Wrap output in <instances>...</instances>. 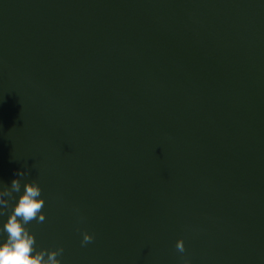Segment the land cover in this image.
<instances>
[{
	"label": "water",
	"instance_id": "obj_1",
	"mask_svg": "<svg viewBox=\"0 0 264 264\" xmlns=\"http://www.w3.org/2000/svg\"><path fill=\"white\" fill-rule=\"evenodd\" d=\"M19 171L62 264H264V0H0Z\"/></svg>",
	"mask_w": 264,
	"mask_h": 264
},
{
	"label": "clouds",
	"instance_id": "obj_2",
	"mask_svg": "<svg viewBox=\"0 0 264 264\" xmlns=\"http://www.w3.org/2000/svg\"><path fill=\"white\" fill-rule=\"evenodd\" d=\"M27 174L24 171L17 173L9 186L0 187V217L7 216V221L0 227V238L6 234V239L0 242V264H62L61 257L64 248L57 247L54 250H37L36 236L27 227L32 221L42 223L46 220L43 208L46 198L42 197V188L36 181L24 183L22 179ZM18 203L13 205L16 195L21 193ZM94 235L83 233L82 246L93 242ZM180 253L186 251L185 242L180 239L176 244ZM183 264H191L185 259Z\"/></svg>",
	"mask_w": 264,
	"mask_h": 264
}]
</instances>
